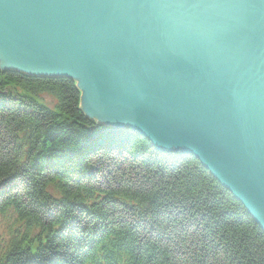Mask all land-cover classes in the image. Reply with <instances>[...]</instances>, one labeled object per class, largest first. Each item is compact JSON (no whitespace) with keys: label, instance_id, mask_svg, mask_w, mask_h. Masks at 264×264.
Here are the masks:
<instances>
[{"label":"water","instance_id":"95a60500","mask_svg":"<svg viewBox=\"0 0 264 264\" xmlns=\"http://www.w3.org/2000/svg\"><path fill=\"white\" fill-rule=\"evenodd\" d=\"M0 70L77 82L86 117L193 156L264 234V0H0Z\"/></svg>","mask_w":264,"mask_h":264},{"label":"trees","instance_id":"16d2710c","mask_svg":"<svg viewBox=\"0 0 264 264\" xmlns=\"http://www.w3.org/2000/svg\"><path fill=\"white\" fill-rule=\"evenodd\" d=\"M109 175L115 186L86 183ZM98 252L103 264H264V234L193 156L86 117L75 81L0 70V264Z\"/></svg>","mask_w":264,"mask_h":264},{"label":"rangeland","instance_id":"374dc122","mask_svg":"<svg viewBox=\"0 0 264 264\" xmlns=\"http://www.w3.org/2000/svg\"><path fill=\"white\" fill-rule=\"evenodd\" d=\"M75 85H76V88H77V90L79 92V96L82 97V90L78 87L77 82H75ZM41 99H43L45 102H48V103L52 102V98L49 95H43V96H41ZM92 119L94 121V118H92ZM108 178H111L112 181L108 180ZM117 180H118L117 176L113 177L112 175H109L107 177L106 176L105 177H100V176L99 177H95L93 179L87 180L86 183L89 184V186H92V187H95V188H102V187L106 188V186L107 187L115 186ZM18 184L19 183L15 182V184L12 185V186L16 187V186H18ZM51 190H52V188H48V192H51ZM53 213H54L53 211L50 212V214H53ZM73 226H79V230L83 229V228H81V225H79V224H73ZM77 240H78L77 248H78L79 251H81L84 246H82L80 244V241H79L80 239L77 238ZM84 254L85 253H83L82 255H84ZM175 260L181 261L182 264H193V263H191L192 261L189 258L184 257V256H181L180 258L175 257Z\"/></svg>","mask_w":264,"mask_h":264}]
</instances>
